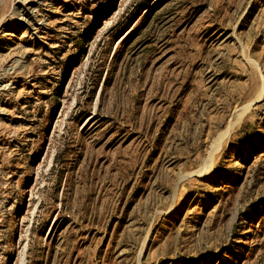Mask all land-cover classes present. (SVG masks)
I'll return each mask as SVG.
<instances>
[{"label": "rangeland", "instance_id": "obj_1", "mask_svg": "<svg viewBox=\"0 0 264 264\" xmlns=\"http://www.w3.org/2000/svg\"><path fill=\"white\" fill-rule=\"evenodd\" d=\"M0 264H264V0H0Z\"/></svg>", "mask_w": 264, "mask_h": 264}]
</instances>
